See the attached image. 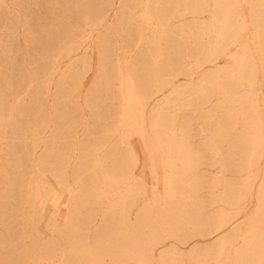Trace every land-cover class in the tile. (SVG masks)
Instances as JSON below:
<instances>
[{"label":"rangeland","instance_id":"1","mask_svg":"<svg viewBox=\"0 0 264 264\" xmlns=\"http://www.w3.org/2000/svg\"><path fill=\"white\" fill-rule=\"evenodd\" d=\"M59 6L0 5V264H264V0H103L50 63Z\"/></svg>","mask_w":264,"mask_h":264},{"label":"bare ground","instance_id":"2","mask_svg":"<svg viewBox=\"0 0 264 264\" xmlns=\"http://www.w3.org/2000/svg\"><path fill=\"white\" fill-rule=\"evenodd\" d=\"M47 2H50L51 0H46ZM111 1L112 0H110V3H111ZM52 2H54L55 4H58V5H61V7H62V9H64V8H66L67 9V6L68 5H70V4H72L73 3V5H74V7H75V9H76V11H77V14H76V16L75 17H72V15L71 14H69V13H61V12H59V13H57V12H55L54 13V17L58 20V22H62V23H66V24H73V25H75V24H80L81 25V28H83V29H81V31L79 32V33H76V34H73V38H70V40H68L67 42H65V43H62V45H61V47L59 48L60 50H61V52L60 53H58V54H55V55H51V54H49L48 52H46L45 53V55H44V57H46V58H50L51 59V61H50V63L53 61V60H58V59H60V58H63V57H67V56H69V53H71L72 51H74V50H76L77 49V47L79 46V44L77 43V44H75V39L77 38V39H79V38H81L80 37V35H82L83 36V34L82 33H85V32H83V30H84V28L85 27H92L93 26V28H95V26L97 27L98 25H100L101 24V22H100V17H93L92 18V16H90V14H91V12H92V10H96V9H98L99 8V5H101L102 3H103V0H94V2H96L95 4H93V7H92V5L91 4H88V2H87V0H52ZM104 2H108V0H104ZM3 3V0H0V5ZM95 5V6H94ZM206 6H207V4H206ZM5 7V6H4ZM61 7L59 6V8L61 9ZM64 7V8H63ZM1 9V8H0ZM30 9V8H29ZM155 9H156V7H155ZM4 10V9H3ZM67 12V11H66ZM193 12H195V11H193ZM156 13H157V10H156ZM174 16V15H173ZM143 19H146V18H150V19H153L154 21H156V23L155 24H158L159 26H164L165 25V16L164 15H161V11H160V13L159 14H156V15H153L151 12L149 13V11H145V13L143 14ZM206 26H208V27H211V21H209L208 23H206V24H204V25H202L201 27H198V28H201L202 30H205V29H207V28H205ZM49 29V28H48ZM49 31V30H48ZM203 32V31H202ZM87 33V32H86ZM88 34L89 35H91L89 32H88ZM88 34H86V37L87 36H89ZM35 33H33V31L31 32V35H30V37H31V39L33 40V39H35ZM85 37V39H87ZM82 39V38H81ZM80 39V40H81ZM83 39H84V37H83ZM88 39H90V37L88 38ZM49 40V39H48ZM101 41H102V39L100 40L98 37H96L95 38V42H94V44H95V49L97 48V53H98V51H99V53H98V57L97 58H99V60L98 59H96L97 61H98V63L100 62V54H101V52H102V50H103V46H101L100 47V44H101ZM79 42V41H78ZM252 46V45H251ZM51 55V56H50ZM49 65H51V64H49ZM89 65V64H88ZM55 68V66L52 64L51 65V71L53 70ZM57 70H58V68H57ZM9 73V72H8ZM49 73H50V71L49 72H47L46 71V73L45 74H41V76H46V78L47 77H49ZM52 73V72H51ZM9 75V74H8ZM40 76V75H39ZM38 76V77H39ZM33 79L34 80H36L37 79V77H36V73H34V77H33ZM47 80V79H46ZM49 80V79H48ZM131 82V81H130ZM159 91L160 90H162L161 89V87L158 89ZM130 91V90H129ZM143 97L144 98H146L145 97V94H143ZM4 102H7L8 100H7V98L5 97L4 98V100H3ZM135 107V106H134ZM155 117V116H154ZM239 118V117H238ZM129 123H130V126L131 127H135V124H134V121L132 120V117H130L129 118ZM130 138V137H129ZM133 179V178H132ZM62 184V183H61ZM73 186V185H72ZM11 245V244H10ZM135 264H144L142 261H140V260H137L136 262H135Z\"/></svg>","mask_w":264,"mask_h":264}]
</instances>
